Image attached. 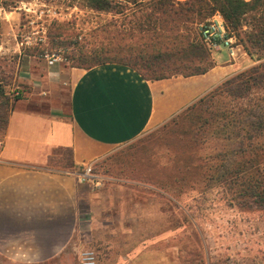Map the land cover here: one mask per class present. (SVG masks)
<instances>
[{
	"label": "crops",
	"instance_id": "1",
	"mask_svg": "<svg viewBox=\"0 0 264 264\" xmlns=\"http://www.w3.org/2000/svg\"><path fill=\"white\" fill-rule=\"evenodd\" d=\"M0 10L13 29L18 12ZM210 52L214 66L205 73L160 79L116 62L84 68L18 56L12 83L20 95H0V257L69 264L88 232L99 264H164L162 252L142 243L141 208L129 214L101 201L79 173L253 62L242 46L234 57L223 46Z\"/></svg>",
	"mask_w": 264,
	"mask_h": 264
},
{
	"label": "rangeland",
	"instance_id": "2",
	"mask_svg": "<svg viewBox=\"0 0 264 264\" xmlns=\"http://www.w3.org/2000/svg\"><path fill=\"white\" fill-rule=\"evenodd\" d=\"M156 1L112 0L110 11H99L90 8L86 0H0L2 10L18 12L13 29L0 18V44L5 47L0 50V80L7 89L16 86L12 83L13 76L18 56L22 54L45 61V53L56 54L59 61L77 65L78 61L71 57L76 59L87 55L90 58V54L104 52L107 61L132 67L138 45L145 37L139 32L138 22L147 13L161 18L176 17L171 12L159 14L147 9ZM206 19L200 18L193 24L192 34L198 35V24ZM245 28L243 26L233 32L241 36V30ZM100 39L103 42L98 43ZM54 42L57 44L53 45ZM13 47L19 50L14 51ZM137 61L139 65L135 68L145 78L153 79L142 70V62ZM251 61L248 65L247 59L244 60L243 68L202 96L258 62L253 58ZM17 96L7 95L11 98ZM199 98L163 124L121 146L110 156L92 163L98 178L88 182L102 193L101 201H112L114 206L122 204L129 214H135L138 211L135 209L141 208V217L144 218L140 232L142 243L149 250L162 252L164 264H264V208L252 199L240 197L237 181L223 180L214 184V180H208L203 191L196 183L197 173L193 164L197 160L192 159L191 148L186 143L188 134L184 129L225 127L221 124L213 126L220 115L207 114L205 109H199ZM245 98L238 100L240 104ZM212 99L211 102L205 100L203 104L208 103L212 112H233L236 107L237 100L226 93L216 94ZM194 103L195 107L192 106ZM209 115L212 117L207 125L202 124L201 119ZM1 121L4 122V115ZM207 138L201 146L205 152L211 151L213 144L217 145L214 137ZM62 157V163L68 162L66 151ZM119 193L122 196H118ZM89 238L86 232L81 247L93 248ZM0 264L20 263L0 257ZM69 264H78L77 257Z\"/></svg>",
	"mask_w": 264,
	"mask_h": 264
},
{
	"label": "trees",
	"instance_id": "3",
	"mask_svg": "<svg viewBox=\"0 0 264 264\" xmlns=\"http://www.w3.org/2000/svg\"><path fill=\"white\" fill-rule=\"evenodd\" d=\"M86 1L95 10L110 11L113 8L112 0ZM150 5L147 7L150 11L155 10L159 14L171 12L176 17L161 18L147 13L138 22L139 32L145 34V37L143 43L138 45L132 67L138 71L135 65H139V60L149 78L160 79L179 74L190 76L205 73L212 68L214 61L210 50L199 35L191 31L193 24L200 18H209L215 12L222 16L229 32L235 36L243 50L258 61L247 71L237 73L216 90L199 98V109H205L207 114L220 115L213 126L221 124L225 127L184 129V132L188 134L186 143L192 153L187 152L193 154L192 159L197 160L193 167L197 173L196 183L198 187L201 186L199 190L205 189L208 180H214V184L223 180L230 183L237 181L240 197L252 199L264 208V0H157L154 5ZM243 26L246 28L241 30V36L239 33L234 34L233 31ZM89 56L80 55L76 59L71 57L79 63L71 65L88 68L109 62L104 52ZM226 85L230 87L226 88ZM223 93L237 100L233 112H212L206 102L203 106L205 100L211 102L212 97ZM244 96L245 101L240 104L238 100ZM192 106L195 107L196 103ZM211 117H203L201 123L207 125ZM203 133L207 134L206 138ZM207 137H214L217 145L213 144L210 147L212 150L205 152L201 146Z\"/></svg>",
	"mask_w": 264,
	"mask_h": 264
},
{
	"label": "built area",
	"instance_id": "4",
	"mask_svg": "<svg viewBox=\"0 0 264 264\" xmlns=\"http://www.w3.org/2000/svg\"><path fill=\"white\" fill-rule=\"evenodd\" d=\"M198 35L205 46L211 50L219 46L227 49L230 57L237 54V49L240 46L236 42V38L231 34L222 18V16L215 12L204 22L198 24ZM48 63H53L59 60L56 54H44ZM0 94L19 95L20 88L14 86L7 89V86L0 80ZM79 178L85 182H93L97 180V175L93 171L92 163L86 164L79 173ZM78 264H98L96 251L91 247H81L77 252Z\"/></svg>",
	"mask_w": 264,
	"mask_h": 264
}]
</instances>
